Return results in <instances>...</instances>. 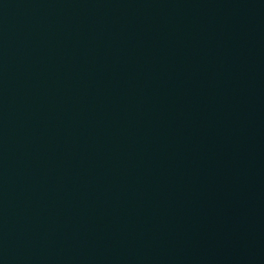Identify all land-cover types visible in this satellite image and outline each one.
Masks as SVG:
<instances>
[{
  "label": "water",
  "instance_id": "obj_1",
  "mask_svg": "<svg viewBox=\"0 0 264 264\" xmlns=\"http://www.w3.org/2000/svg\"><path fill=\"white\" fill-rule=\"evenodd\" d=\"M264 217V0H0V264H166Z\"/></svg>",
  "mask_w": 264,
  "mask_h": 264
}]
</instances>
